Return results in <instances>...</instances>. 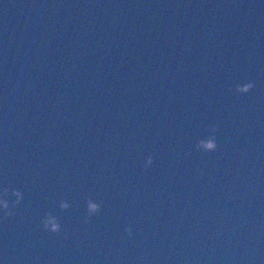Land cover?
Here are the masks:
<instances>
[{
	"label": "water",
	"instance_id": "1",
	"mask_svg": "<svg viewBox=\"0 0 264 264\" xmlns=\"http://www.w3.org/2000/svg\"><path fill=\"white\" fill-rule=\"evenodd\" d=\"M4 187L0 264H264V0H0Z\"/></svg>",
	"mask_w": 264,
	"mask_h": 264
},
{
	"label": "clouds",
	"instance_id": "2",
	"mask_svg": "<svg viewBox=\"0 0 264 264\" xmlns=\"http://www.w3.org/2000/svg\"><path fill=\"white\" fill-rule=\"evenodd\" d=\"M254 82L247 83H238L235 85V92L239 94H247L254 88ZM207 132L205 138L199 139L195 148L199 152L211 153L215 152L218 149L217 143V133L219 132L218 125H211ZM154 163V157L148 156L146 161L144 162V168H149ZM14 197L15 199H11ZM24 194L22 191L16 188L4 187L2 191H0V212L3 213L2 219L7 220L9 217H12L15 214V210L23 203ZM59 208L62 211H66L70 208V204L66 199H62L59 203ZM101 211L100 203H97L93 200L92 197H88L86 199V212L87 216L85 217V222H88V218L96 216ZM43 228L45 231L50 232L52 234H58L61 232V224L59 222V218L54 215L52 212H48L45 214V217L41 221ZM126 235L128 237H132L133 235V226L130 224L124 229Z\"/></svg>",
	"mask_w": 264,
	"mask_h": 264
}]
</instances>
